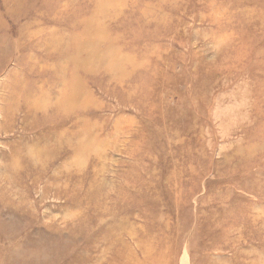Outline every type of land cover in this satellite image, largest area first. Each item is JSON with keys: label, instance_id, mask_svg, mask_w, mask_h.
<instances>
[{"label": "rangeland", "instance_id": "374dc122", "mask_svg": "<svg viewBox=\"0 0 264 264\" xmlns=\"http://www.w3.org/2000/svg\"><path fill=\"white\" fill-rule=\"evenodd\" d=\"M0 264H264V0H0Z\"/></svg>", "mask_w": 264, "mask_h": 264}, {"label": "bare ground", "instance_id": "6f19581e", "mask_svg": "<svg viewBox=\"0 0 264 264\" xmlns=\"http://www.w3.org/2000/svg\"><path fill=\"white\" fill-rule=\"evenodd\" d=\"M21 131H23V130H21Z\"/></svg>", "mask_w": 264, "mask_h": 264}]
</instances>
